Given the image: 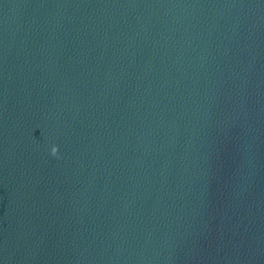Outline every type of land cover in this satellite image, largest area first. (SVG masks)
Wrapping results in <instances>:
<instances>
[{"label": "water", "instance_id": "obj_1", "mask_svg": "<svg viewBox=\"0 0 264 264\" xmlns=\"http://www.w3.org/2000/svg\"><path fill=\"white\" fill-rule=\"evenodd\" d=\"M0 264H264V0H0Z\"/></svg>", "mask_w": 264, "mask_h": 264}, {"label": "clouds", "instance_id": "obj_2", "mask_svg": "<svg viewBox=\"0 0 264 264\" xmlns=\"http://www.w3.org/2000/svg\"><path fill=\"white\" fill-rule=\"evenodd\" d=\"M56 152H57V149H56L55 147H53V148L51 149V153H52V155H55Z\"/></svg>", "mask_w": 264, "mask_h": 264}]
</instances>
